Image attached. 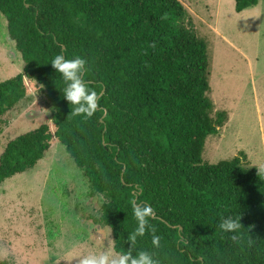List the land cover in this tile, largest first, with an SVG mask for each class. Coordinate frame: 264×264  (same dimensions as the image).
Returning <instances> with one entry per match:
<instances>
[{
	"label": "trees",
	"instance_id": "16d2710c",
	"mask_svg": "<svg viewBox=\"0 0 264 264\" xmlns=\"http://www.w3.org/2000/svg\"><path fill=\"white\" fill-rule=\"evenodd\" d=\"M234 1L243 12L260 0ZM0 12L24 61L22 73L0 82V118L28 96L30 81L55 129L42 124L7 144L0 185L35 168L59 140L91 194L103 196L97 221L112 230L118 254L131 246L135 204L151 207L154 232L137 238L133 254L147 251L160 264H264V172L245 164V152L203 160L229 117L214 110L208 48L185 24L180 0H0ZM60 53L88 61L83 78L99 95L90 118L71 115L50 63ZM228 215L241 216L242 244L219 228Z\"/></svg>",
	"mask_w": 264,
	"mask_h": 264
},
{
	"label": "rangeland",
	"instance_id": "374dc122",
	"mask_svg": "<svg viewBox=\"0 0 264 264\" xmlns=\"http://www.w3.org/2000/svg\"><path fill=\"white\" fill-rule=\"evenodd\" d=\"M180 1L189 12L185 24L208 48L214 110L229 117L208 137L203 160L217 163L245 152L246 165L264 169V0L243 12L234 0ZM7 25L0 12V82L24 70ZM27 83L28 96L0 118V156L11 140L42 124L55 130L50 104ZM103 203L66 147L54 141L35 168L0 185V259L78 264L86 255H119L112 230L97 221Z\"/></svg>",
	"mask_w": 264,
	"mask_h": 264
},
{
	"label": "clouds",
	"instance_id": "9594fccd",
	"mask_svg": "<svg viewBox=\"0 0 264 264\" xmlns=\"http://www.w3.org/2000/svg\"><path fill=\"white\" fill-rule=\"evenodd\" d=\"M51 65L60 73L65 87L63 96L72 107V116H83L90 118L98 107L99 95L97 91L91 90L84 80V73L87 71L88 61L82 56L67 58L65 54L60 53L51 59ZM264 169H259V172ZM152 214L150 206H137L133 204V215L137 221V227L128 239L131 246L127 252L113 256L110 251H105L99 255H86L79 259L78 264H160V261L153 258L147 251H138L133 254L132 248L135 246L137 238L146 234V231H153L149 224V217ZM219 228L222 232L231 233L230 240L239 245L244 242V225L241 223L240 215H228L221 217ZM152 243L159 247L160 237L153 235ZM249 245L253 243L248 240Z\"/></svg>",
	"mask_w": 264,
	"mask_h": 264
},
{
	"label": "water",
	"instance_id": "95a60500",
	"mask_svg": "<svg viewBox=\"0 0 264 264\" xmlns=\"http://www.w3.org/2000/svg\"><path fill=\"white\" fill-rule=\"evenodd\" d=\"M100 96H102V94Z\"/></svg>",
	"mask_w": 264,
	"mask_h": 264
}]
</instances>
